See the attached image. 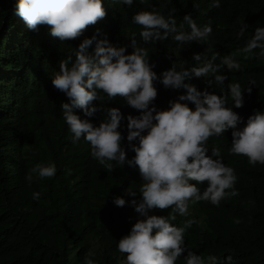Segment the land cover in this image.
I'll return each mask as SVG.
<instances>
[{"label": "trees", "instance_id": "16d2710c", "mask_svg": "<svg viewBox=\"0 0 264 264\" xmlns=\"http://www.w3.org/2000/svg\"><path fill=\"white\" fill-rule=\"evenodd\" d=\"M210 3L133 0L129 6L118 0H102L105 17L86 26L81 36L60 40L50 34L49 25L29 29L15 12L16 0H0V264H85L89 253H94L91 258L96 264H123L127 253L117 249V242L138 219L144 218L129 203H113L116 196L139 200L143 180L138 166L105 169L91 156L88 141L83 137L72 141L63 119L61 105L69 99L53 86L52 78L59 71L60 61L72 54L84 38L94 34L97 39L107 38L114 46H125L129 54L134 37L137 46L148 50V62L157 76L173 65L178 71L200 66L216 53L213 63L221 65L217 73L192 76L186 82L219 95L228 91L214 79L220 74L245 89L250 87L251 92L242 90V106L229 104L243 118L237 128L243 127V121L254 110L264 111V59L240 54L235 57L241 64L239 70H229L222 64L224 56L245 45L256 27L264 26V0H220L218 8L210 7ZM141 10L158 12L166 19L171 16L178 30L183 24L184 31L189 28L183 16L190 14L198 26L210 23L212 31L207 39L183 43L174 41L173 33L164 40L145 42L139 35L142 26L131 20ZM241 22L248 28L237 37ZM94 46L95 41L88 48L90 54ZM197 54L200 61L193 59ZM154 86L157 96L153 104L158 110L168 108L170 100L186 92L183 88H165L159 80ZM101 94L105 95L103 101H92L99 108L94 116L87 117L78 107L72 110L81 119L98 125L107 108H119L124 119L118 130L130 159L135 153L128 148L126 117L138 116L142 110L128 105L119 94L111 99ZM186 103L194 108L192 102ZM231 131L229 128L219 136H210L206 155L212 148H219L222 161L235 171L238 195L224 197L219 205L207 200L190 201L187 217L173 213L176 219L170 223L177 226L189 218L197 221L186 230L185 251L175 264H185L189 250L221 259L232 255L234 264H264V164L253 166L246 156L230 153ZM37 162H54L56 174L51 178L34 177L29 183L26 174ZM191 182L197 183L201 191L207 186V181ZM129 188L136 191L135 197L127 194ZM34 191L41 194L35 200ZM172 207H153L148 214L168 216ZM235 219L240 222L235 223Z\"/></svg>", "mask_w": 264, "mask_h": 264}, {"label": "clouds", "instance_id": "9594fccd", "mask_svg": "<svg viewBox=\"0 0 264 264\" xmlns=\"http://www.w3.org/2000/svg\"><path fill=\"white\" fill-rule=\"evenodd\" d=\"M118 2L131 6L133 0ZM210 7H220V0H211ZM15 12L29 29L42 24L51 26L50 34L60 40L81 36L86 26L95 24L106 15L102 0H16ZM131 20L142 26L139 35L145 42L164 40L173 33L171 38L183 43L207 39L212 31L210 23L198 26L190 14L183 16L188 31L183 30V24L178 30L175 19L171 16L166 19L155 11H138ZM247 28L248 25L241 22L237 37L242 36ZM94 41V51L90 54L88 48ZM130 46L133 50L126 54L125 46H114L107 38L97 39L95 34L86 37L72 54L60 61L52 84L69 99L61 107L74 143L81 137L88 141L91 156L105 169L112 170L125 164L138 166L143 180L139 187V200L126 201L120 196L113 198L115 205L129 203L144 217L138 219L129 233L117 242V249L127 253L123 264H175L185 251L186 230L197 221L189 218L183 221L182 226H177L170 223L176 219L173 213L187 217L190 201L207 200L219 205L224 197L238 195L234 187L237 180L235 171L222 161L219 148H212L211 154L206 155L209 151L206 146L208 138L219 136L231 128L229 152L246 156L250 165L264 164V111L254 110L243 121V127L237 128L243 118L232 110V106H242V90L251 92L250 87L245 89L239 82L220 74H216L214 79L228 91L219 95L198 90L195 85L186 82L192 76L217 73L221 65L213 63L216 53L200 66L178 71L173 65L157 76L148 62V50L137 46L134 37ZM254 49L259 51L254 52ZM240 54L245 58L255 56L264 59V26L256 27L245 45L224 56L222 64L229 70L241 69L240 62L235 59ZM193 59L200 61L201 56L194 55ZM157 80L165 88H183L186 92L176 100H170L168 108L158 110L153 104L157 96L154 81ZM101 93L106 94L108 99L119 94L128 105L142 110L138 116L126 117L128 148L135 153L130 159L126 157L122 134L118 130L124 119L119 108H107L104 119L98 125L89 119H81L72 110L78 107L87 117L94 116L99 108L92 101H103L105 95ZM186 102H192L194 108L190 109ZM56 171L54 162H37L28 170L25 179L31 183L34 177L51 178ZM191 181L199 184L207 181V186L201 191L198 184ZM127 194L135 197L136 191L129 188ZM40 195V192L34 191L32 199H38ZM169 206L173 207L168 216L148 214L153 207L165 209ZM234 222L240 221L235 219ZM93 255L89 253L85 257V264H96L91 258ZM184 260L185 264H234L232 255L221 259L212 254L198 255L190 250Z\"/></svg>", "mask_w": 264, "mask_h": 264}]
</instances>
